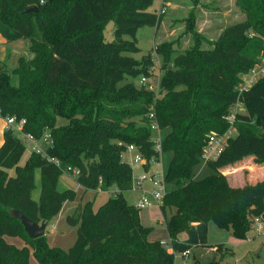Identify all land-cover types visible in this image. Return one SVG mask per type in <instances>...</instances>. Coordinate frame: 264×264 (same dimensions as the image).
<instances>
[{
	"label": "trees",
	"instance_id": "trees-1",
	"mask_svg": "<svg viewBox=\"0 0 264 264\" xmlns=\"http://www.w3.org/2000/svg\"><path fill=\"white\" fill-rule=\"evenodd\" d=\"M155 1L0 0V34L6 42L28 40L34 55L21 56L11 72L0 64L2 117L26 120L24 132L37 139L49 131L47 154L79 169L80 187L118 190L98 210L88 201L68 215L67 222L77 227L69 249L51 245L46 234L31 239L9 211L19 209L48 225L77 192L59 189L64 174L41 153L31 151L22 164L27 146L13 130H5L0 147V264H173L174 255L160 241L148 239L152 229L124 197L134 187L133 169L122 158L125 146L134 144L147 158L155 153L147 119L152 106L162 132L167 131L162 143L163 154L170 156L168 190L160 208L173 249L206 247L211 220L232 228L239 238L247 237L255 218L264 221V181L232 187L222 172L245 160L264 163V76L239 93L242 75L264 61V0H237L245 20L227 26L214 47H193L165 59L157 98L135 84L149 74L150 55H127L140 51L141 28L160 27L161 13L149 10ZM34 7L38 10L26 12ZM110 21L115 39L106 42L104 29ZM238 101L246 112L237 113L236 137L217 158L205 161L199 174L210 135L229 130L225 117ZM59 119L67 124L59 126ZM37 172L38 201L32 197ZM168 208L174 210L170 217ZM183 233L187 239L180 241ZM213 247L217 253L222 249Z\"/></svg>",
	"mask_w": 264,
	"mask_h": 264
},
{
	"label": "rangeland",
	"instance_id": "rangeland-1",
	"mask_svg": "<svg viewBox=\"0 0 264 264\" xmlns=\"http://www.w3.org/2000/svg\"><path fill=\"white\" fill-rule=\"evenodd\" d=\"M149 10L161 13L163 21L158 30L152 26L141 28L137 34L140 51L138 53H127V55L133 56L136 59H142L150 55V61L148 62L149 74L147 77L151 79L162 78V65L165 59L174 57L177 53L193 47L210 49L220 41L221 34L227 26L245 20V15L237 4V0H169L165 3L157 0ZM114 31L115 24L113 21H110L104 29L106 42H111L115 39ZM1 46V50L2 48L7 50L8 59L2 60V56L5 53L4 49L3 51L0 50V64L7 65L9 72L18 64L16 58L19 56H26L28 59L34 56L29 50L28 40L5 42L4 47ZM163 52L164 54H162ZM252 71L253 69L242 75L240 88L249 85L248 89H250L264 76V71H261L260 68L259 70L256 69V72H258L256 74ZM141 78L135 80L137 87H143L147 91L154 92L155 98L161 96L160 88L157 91L154 89L153 84L144 86ZM13 82L17 83V77H13ZM240 104V113H245L246 108L244 104L242 102ZM151 110H154L153 106ZM135 120L141 124L140 118ZM66 124L67 120L59 119V126ZM166 132H162V137L165 136ZM14 133L22 139L23 135H21V132L14 130ZM236 135L237 127L235 123L233 133L227 136L218 147L213 159L221 154L228 142L235 138ZM30 152L31 150L27 148L23 162ZM124 157L133 167L135 177L146 174L145 167L133 165L132 155L126 153ZM169 159V154H163L161 163L151 167L147 175H152L153 173L161 174L163 170L165 172ZM205 164V159L202 158V165L198 169L199 174L204 171ZM222 172L227 176L232 187H243L249 182L264 181V163H255L253 160H245L236 166H229L222 169ZM36 177L37 188L34 190L32 197L38 201L41 195L40 173L37 172ZM76 179L70 175H63L61 177L59 189L61 191L64 189H74L77 192V196L75 200L64 204L61 213L46 228V235L51 245L64 249H69L77 239V227H73L67 222L68 215L74 214L78 209L80 210L88 201H93L94 209L98 210L110 197L115 196L117 194L116 191H118L115 187H110L105 191L85 190L77 184ZM143 187L147 190L152 189V185L149 182H145ZM124 197L130 205H136L137 201L142 198V192L139 189H133L124 192ZM172 212L174 210L168 208L166 212L167 217H170ZM139 217L145 227L152 229L148 235L150 241L161 242L171 240L160 205L140 210ZM7 240L17 246L22 245L23 242L15 238H7ZM216 245H222V249L218 253L216 248L213 247ZM169 252L174 255L173 264H206L213 260H219L222 264H264V229L262 233H259L256 229H252L246 238H239L233 234L232 228H220L214 220H211L208 224V245L206 247L197 248L190 257H184L182 255L184 251H175L174 249L173 252ZM33 264L38 263L33 260Z\"/></svg>",
	"mask_w": 264,
	"mask_h": 264
},
{
	"label": "built area",
	"instance_id": "built-area-1",
	"mask_svg": "<svg viewBox=\"0 0 264 264\" xmlns=\"http://www.w3.org/2000/svg\"><path fill=\"white\" fill-rule=\"evenodd\" d=\"M261 71H264V61L262 64L257 65L253 69V73L256 74V69ZM142 84L144 86L153 84L154 89L159 91L160 88V79L156 78H149V77H143L141 79ZM249 87V85H246L242 88H239V93H242L244 90H246ZM152 89V90H154ZM241 102L238 101L236 105L231 109L230 113L225 117L226 121L230 123L229 130L224 135H218V134H212L210 135L209 141L207 146L204 149L203 158L205 161L211 160L214 158L215 153L217 152L218 147L223 143V141L227 138V136H230L233 133V127L236 123L237 113H240L239 107ZM0 116L2 117V109L0 107ZM6 122V130H17L21 132V135H23L22 140L24 144L29 148L31 151H35L37 153H41L44 158H47L50 163L55 165L57 168H59L64 175L72 176L73 178H77L80 174V170L77 168H74L72 166L63 165V163L56 157L49 156L47 154L48 147L52 146V138L49 131H46L45 135L41 139L35 138L30 133L24 132V126L26 124V120L21 119L17 120L15 116H7L3 117ZM147 119L149 120L150 128L153 131L152 135V142L154 144V154L147 158L146 155L134 144L126 145L125 150L123 152L122 158L125 162L127 160L125 159L124 155L126 153H129L132 155V163L135 166H148V169L145 168L146 174H143L141 176H134L133 172V179H134V187L133 189H139L142 192V198L139 199L134 205L137 209L142 210L148 207H152L155 205H160L163 203V200L167 194V183L165 181V172L164 170L161 172V174L153 173L152 175H147V172L149 169L153 166L158 165L161 163V158L163 155V143H162V130L160 128L159 122L157 120L156 114L154 110H151L149 114L147 115ZM121 145V143H120ZM128 163V162H127ZM130 166L131 164L128 163ZM132 167V166H131ZM133 169V167H132ZM145 182H149L152 185L151 190H147L143 187V184ZM263 221L262 218H255L254 220V226L253 228L259 231V233H262L263 226L261 225V222ZM162 245L168 250L173 252V247L171 246L170 241H161ZM182 255L184 257H190L192 255V250L188 249L184 252H182ZM197 264V263H193Z\"/></svg>",
	"mask_w": 264,
	"mask_h": 264
},
{
	"label": "water",
	"instance_id": "water-1",
	"mask_svg": "<svg viewBox=\"0 0 264 264\" xmlns=\"http://www.w3.org/2000/svg\"><path fill=\"white\" fill-rule=\"evenodd\" d=\"M37 10H38L37 7H34L27 9L26 12L37 11ZM9 212L13 218H16L21 221L26 233L31 239L40 238L46 234V228H47L46 223L39 224L38 222L29 218L23 211L19 209H11Z\"/></svg>",
	"mask_w": 264,
	"mask_h": 264
},
{
	"label": "crops",
	"instance_id": "crops-1",
	"mask_svg": "<svg viewBox=\"0 0 264 264\" xmlns=\"http://www.w3.org/2000/svg\"><path fill=\"white\" fill-rule=\"evenodd\" d=\"M5 42H6V40L3 38V36L0 34V46L1 47H4L3 45L5 44ZM3 49L4 48H2V50L1 51H3ZM1 51H0V53H1ZM7 50L6 49H4V53L5 54H3V58H2V60H6V59H8V54H7V52H6ZM21 56H19L18 58H16V61L18 62V60H19V58H20ZM17 66V65H16ZM5 130H6V122H5V119L3 118V117H1L0 118V147L3 145V143H4V132H5ZM29 156H30V153H29ZM28 156V157H29ZM28 157L26 158V160L28 159ZM26 160L23 162L22 161V163L24 164L25 162H26ZM39 173V172H38ZM36 179H37V177H36ZM263 222L264 221H262L261 222V225L263 226ZM254 229V228H253ZM263 229H264V227H263ZM259 232V231H258ZM187 239V235L185 234V233H183V234H181V236H180V240L181 241H185ZM197 248H195V249H192V253L193 252H195V250H196ZM194 250V251H193Z\"/></svg>",
	"mask_w": 264,
	"mask_h": 264
}]
</instances>
